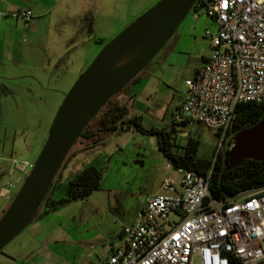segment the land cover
Returning <instances> with one entry per match:
<instances>
[{
    "label": "built area",
    "instance_id": "obj_1",
    "mask_svg": "<svg viewBox=\"0 0 264 264\" xmlns=\"http://www.w3.org/2000/svg\"><path fill=\"white\" fill-rule=\"evenodd\" d=\"M190 12L208 17L215 31L204 32L208 57L184 81L173 120L214 131L229 150L234 137L226 131L237 104L264 103V0H197ZM1 15L24 25L32 20L29 9ZM10 162L8 176L33 166ZM174 172L161 183L163 193L148 197L135 222L122 228L108 259L99 264H193L195 259L198 264H264V188L215 200L209 173ZM15 181L19 184L20 176Z\"/></svg>",
    "mask_w": 264,
    "mask_h": 264
},
{
    "label": "rangeland",
    "instance_id": "obj_2",
    "mask_svg": "<svg viewBox=\"0 0 264 264\" xmlns=\"http://www.w3.org/2000/svg\"><path fill=\"white\" fill-rule=\"evenodd\" d=\"M208 21L211 23V20L204 14H199L194 19L193 13L189 12L178 28L190 24L196 26L197 41L194 46L200 52L207 49L208 40L204 37V32H212V28L204 27ZM108 41H103L102 44ZM158 54L144 69L152 71L148 90L150 97L145 96V91L141 93V82L127 88V91H132L136 95L133 111L141 117V126L144 130L148 131L153 128L169 131L173 126L175 131H178L171 134V142L175 147H183L187 139L191 138L198 143L195 154L197 158L213 159L220 147V139L216 137L214 131L198 123L190 122L186 126H180L172 122L177 114L175 105L183 95L184 78L195 63L196 56L189 53L179 56L171 70V87H167L154 79L158 77L154 67ZM91 61L85 65L82 72ZM77 66L70 65V71ZM70 80L69 84H71ZM156 90L158 94L154 96L152 92ZM56 110V107H23L21 120L28 127L25 132L27 141L36 139L34 134L40 133L44 126L47 127L43 130L50 129L57 113ZM14 111L16 112L15 107H11L10 114ZM2 121L4 127L0 125V139L3 136L6 140L11 139L12 127L17 126V121L16 119L13 121L11 116L3 117ZM19 133L22 131H17L16 135L18 136ZM6 145L9 146V143ZM77 148L78 144L70 150L69 160L58 172L57 177L60 176V183L58 181L56 183L60 185L53 190V198L62 197L65 184L88 166H94L100 170L99 188L84 198L67 202L47 212L41 218L33 219L0 251V264H95L97 260L103 258L109 248H112L122 228L135 222L136 215L144 206L146 199L154 194L163 193L161 183L175 176L174 170H166L167 161L157 149L155 136L133 128L90 149L77 151ZM13 158L21 162L26 155L21 151ZM35 159L34 157L29 159L30 163H34ZM8 160H0V187L8 188L15 195L29 170L24 174L14 173L8 176L7 171L11 167V162ZM17 175L21 178L19 184L15 183ZM5 209V205H2L0 201V216ZM170 219L174 217L170 216ZM193 264H198L197 259Z\"/></svg>",
    "mask_w": 264,
    "mask_h": 264
},
{
    "label": "crops",
    "instance_id": "obj_3",
    "mask_svg": "<svg viewBox=\"0 0 264 264\" xmlns=\"http://www.w3.org/2000/svg\"><path fill=\"white\" fill-rule=\"evenodd\" d=\"M156 1L158 0H0V125L4 127L3 117L11 116L13 121H17V126L12 127L11 139L6 140L5 136L0 139V160H14L13 156L21 151L26 155L22 161L30 162L29 159L37 158L49 128L45 131L43 128L47 126H44L40 133L34 134L36 139L27 141L25 132L28 127L21 120L23 107H56L58 111L66 91L72 87V83L103 45V41L115 36ZM20 9H29L32 13V20L27 25L1 15ZM204 27L215 31L212 21L206 22ZM196 35V26L191 24L180 27L174 33L154 61L158 73V77L154 79L158 83L171 87V70L184 53L196 56L184 81L191 78L196 69L204 64L208 57V41L206 51H197L194 46ZM70 65L78 66L70 71ZM150 72L151 69L144 70L133 83L135 85L141 82V93L145 91V96L148 97L152 76ZM184 91L185 89L183 94ZM152 94L156 96L158 90ZM127 95L133 98L128 116L140 117L133 111L136 95L132 91H127ZM182 99L183 95L175 105V113ZM11 107H15L16 112L10 114ZM50 119L52 120V116ZM17 131L22 133L17 136ZM56 181L60 183V176ZM13 194L8 188L0 187V201L5 208ZM43 215L40 213L36 218ZM111 250L109 248L95 264L105 262Z\"/></svg>",
    "mask_w": 264,
    "mask_h": 264
},
{
    "label": "water",
    "instance_id": "obj_4",
    "mask_svg": "<svg viewBox=\"0 0 264 264\" xmlns=\"http://www.w3.org/2000/svg\"><path fill=\"white\" fill-rule=\"evenodd\" d=\"M197 0H159L105 43L65 95L47 138L20 188L0 216V251L34 219L83 130L115 95L150 64ZM264 161V122L234 135L228 169Z\"/></svg>",
    "mask_w": 264,
    "mask_h": 264
},
{
    "label": "trees",
    "instance_id": "obj_5",
    "mask_svg": "<svg viewBox=\"0 0 264 264\" xmlns=\"http://www.w3.org/2000/svg\"><path fill=\"white\" fill-rule=\"evenodd\" d=\"M141 73L120 93L112 97L86 126L73 145L74 147L78 144L77 151L90 149L121 132L133 128L136 131L155 136L157 149L172 169L190 170L199 176H205L209 173L208 189L211 197L215 200H224L264 188V161L244 160L238 166L228 169L226 164L228 150L224 149L226 146L225 141L220 143L219 150L213 159H201L195 156L198 143L191 138L187 139L183 147H175L174 143L171 142V134L178 131L176 132L173 126L169 131L153 128L146 131L141 126V117H129L130 103L133 98L127 95V88L136 82ZM172 122L175 124L174 120ZM259 122H264V103H239L236 106L235 117L226 131V135L233 138L239 131ZM180 126H185V123H181ZM215 135L216 137L219 136L217 133ZM100 180L101 172L98 168L94 166L85 167L65 184L62 197L53 198V190L60 185L54 179L34 219L40 213L46 214L67 202L86 197L99 188Z\"/></svg>",
    "mask_w": 264,
    "mask_h": 264
}]
</instances>
